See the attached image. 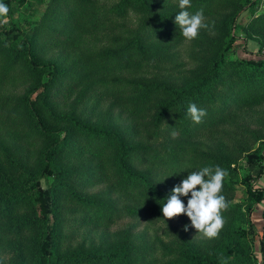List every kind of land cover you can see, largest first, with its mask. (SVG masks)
<instances>
[{"label": "trees", "instance_id": "16d2710c", "mask_svg": "<svg viewBox=\"0 0 264 264\" xmlns=\"http://www.w3.org/2000/svg\"><path fill=\"white\" fill-rule=\"evenodd\" d=\"M243 1L191 0L189 12L223 19L193 40L190 70L150 61L186 40L174 22L178 0H47L27 30L0 28V248L13 253L5 264H264V227L258 262L250 220L264 196L254 187L264 175V117L253 118L264 106V60L234 57L241 46H232L242 31L264 47V10ZM97 42L106 43L93 51ZM44 47L58 57H42ZM16 84L22 94L5 93ZM190 102L206 110L201 123ZM216 165L228 173L229 207L209 239L186 215L165 219L161 206L189 172ZM123 218L133 223L102 232L99 246L72 247L69 229L103 231Z\"/></svg>", "mask_w": 264, "mask_h": 264}, {"label": "rangeland", "instance_id": "374dc122", "mask_svg": "<svg viewBox=\"0 0 264 264\" xmlns=\"http://www.w3.org/2000/svg\"><path fill=\"white\" fill-rule=\"evenodd\" d=\"M101 2H112L114 0H100ZM252 1V0H251ZM0 2L6 4L9 8V12L6 16L0 17V28H7L9 26V23L13 22L16 26L21 28L22 30H27V28L32 26V21L37 20L41 13L40 10L44 6L45 2L47 0H44V2H39V0H0ZM22 2V3H21ZM246 0L243 1L245 4ZM259 10H264V0H259ZM246 5V4H245ZM223 13V12H220ZM249 16L247 12H242L238 14V19H240L242 16L246 15ZM215 15H207L205 16V23L211 26H213V21H222L223 17L221 14L217 15V17H212ZM135 21V17H131L129 19V24L132 25ZM204 29V28H203ZM236 40L232 42V46H241L240 48L237 47V50L235 54H233L234 57H238L244 60H264V47H260L259 44L252 40V39H246V35L242 31H236ZM106 42H97L94 43V46L91 48L93 51L98 50L99 47H102ZM193 40H181L178 41L177 44L172 46L168 52H163L159 55L158 60L157 57L151 59L150 61L157 65L159 68L165 69L167 72L168 69L174 67L176 64L184 63L186 65V69L190 70L193 68V65L191 64L190 56L192 55L191 49ZM85 47V46H84ZM84 50V48H81ZM39 53L42 57L45 58H53L56 59L58 57L57 49L53 47H44L39 50ZM24 85L16 84L15 86H9L7 85L5 87V93L8 95L17 96L23 93ZM108 103H110L109 99H104L101 102V108L102 110L106 109L108 106ZM113 115L115 117L118 116V110H114ZM122 118L121 121L124 120V116H120ZM249 116L247 115V118ZM264 117V106L256 108V114H254L253 118H262ZM116 119L115 123H117ZM244 126L250 129L258 130L262 129L261 122H257L255 125L254 123H250L247 119L243 122ZM261 163L264 166V151L261 155ZM40 184L42 188H45V181L43 179H40ZM254 187L256 189H264V175L257 180L254 183ZM103 188V185H99L97 187H91V188H85V190L91 194H94L101 190ZM245 197V194L243 192H239L234 199V201L243 202V199ZM251 215L250 220L253 224L254 230H255V237L253 240V255L258 260V262L261 261V255H260V239L263 233V227H264V219H263V212H264V196L258 203H253L250 209ZM133 223V220L123 218L120 221L113 224L110 228L105 229L102 231L101 228L94 229L92 226H83L80 227L74 231L69 229V234L72 232L71 235V244L72 247H75L77 243L85 245L84 247H88L89 244H93L95 246H99L103 239L100 238V234L102 232H105L106 235H113L115 232L125 229L128 227L129 224ZM145 222H140L139 225H137V228L134 229L135 232H141L146 227ZM158 225H151L149 226V233L152 234L156 229ZM13 253L10 249L0 248V263H8L9 259L12 257Z\"/></svg>", "mask_w": 264, "mask_h": 264}, {"label": "clouds", "instance_id": "9594fccd", "mask_svg": "<svg viewBox=\"0 0 264 264\" xmlns=\"http://www.w3.org/2000/svg\"><path fill=\"white\" fill-rule=\"evenodd\" d=\"M178 5L181 11L176 14L174 22L186 40H194L200 30L208 26L203 9L195 13L189 12L187 9L192 6L191 0H178ZM8 12V6L0 2V17L6 16ZM187 112L197 124L207 115L205 109L191 102ZM172 135L175 136L176 133L173 132ZM227 175V171L218 165L205 166L189 172L166 196L161 206L162 216L165 219H173L182 214L186 215L196 232L209 239L216 238L225 223L222 213L229 207L226 198L221 194ZM181 197H189L186 205ZM183 227L184 231H187L189 225Z\"/></svg>", "mask_w": 264, "mask_h": 264}]
</instances>
